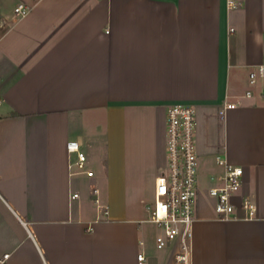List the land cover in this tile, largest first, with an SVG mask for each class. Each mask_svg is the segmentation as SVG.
<instances>
[{"label":"crops","instance_id":"1","mask_svg":"<svg viewBox=\"0 0 264 264\" xmlns=\"http://www.w3.org/2000/svg\"><path fill=\"white\" fill-rule=\"evenodd\" d=\"M236 2L0 0L3 264H170L145 196L160 173L159 118L164 127L174 102L196 108L199 169L212 160L222 174V152L243 167L240 196L257 209L219 219L201 210L200 193L192 264H264V76L248 81L264 63V0ZM102 114L106 133L90 123ZM71 140L94 172L78 170L79 184ZM101 177L104 215L92 193Z\"/></svg>","mask_w":264,"mask_h":264},{"label":"built area","instance_id":"2","mask_svg":"<svg viewBox=\"0 0 264 264\" xmlns=\"http://www.w3.org/2000/svg\"><path fill=\"white\" fill-rule=\"evenodd\" d=\"M239 5L236 0H228L229 7ZM30 10L25 3L15 6L17 16H24ZM264 76V63L254 65L249 71V84L254 85L257 79ZM247 96L251 90H247ZM225 108L236 107L235 102H225ZM197 111L194 105L185 102H174L166 111V146L168 167L160 172L155 180L154 206L150 210L148 220L155 223L160 231L156 236V247L164 249L171 247L170 264H192L191 241L197 204L201 193L198 164L199 153L196 143ZM69 152L76 155L73 164L84 170L88 176H93L92 170L86 169L87 154L82 150L77 140L67 143ZM216 162L223 166L224 172L216 177L217 182L207 190V195L213 199L216 218L253 219L256 216V205L247 196H240L244 170L240 165L229 162L222 152L216 154ZM211 179H215L211 176ZM92 193L97 206L105 214L107 205L101 203L99 188L93 187ZM74 192L72 197H78ZM10 256L9 252L0 255V264ZM142 263L146 260L144 252L138 254Z\"/></svg>","mask_w":264,"mask_h":264},{"label":"rangeland","instance_id":"3","mask_svg":"<svg viewBox=\"0 0 264 264\" xmlns=\"http://www.w3.org/2000/svg\"><path fill=\"white\" fill-rule=\"evenodd\" d=\"M167 111V110H166ZM92 120L95 122L96 121H99L101 124H102V130H103V133H106V123H105V116L104 114H102L101 116L97 117V118H90V123L92 122ZM159 146H158V149H159V156H158V165H159V169H160V172H163L165 171V169L168 167V157H167V146H166V124L164 125V127L162 126L161 124V120L159 118ZM92 128H93V125L89 126V131L92 132ZM95 129V128H93ZM101 130V131H102ZM94 137V136H93ZM205 165L207 164V162L204 163ZM215 164L212 162L211 160V163L209 164V166H204V168L201 170L199 169V164H198V173L200 172L201 174V185H202V188H201V195H200V203H199V206L201 208L202 211H212V199L207 195V193H205V190L208 189L211 185H213L215 182H217V179H216V171H215V167L214 166ZM95 167H97V165H95ZM97 169V168H95ZM78 168H76V172L73 173V180L75 183H78L79 184V178L81 176L80 172H78ZM208 171V174L209 175L207 177V175L205 173H207ZM211 175H214L215 179H211L210 176ZM87 178V177H86ZM84 180V178H83ZM108 179L106 177H101V180H100V183H98V187H99V197L100 199H103L104 195L107 194V187L109 185L108 183ZM117 182V181H116ZM120 184V182H117L116 184ZM74 184V183H73ZM145 205L146 207L149 209V212H151L150 210L153 208L154 206V194H153V189L151 191V186H150V189L148 188L147 192H146V196H145ZM101 203L103 204V201H101ZM212 209V210H211ZM105 213L103 212L102 215H104ZM150 215V213H149ZM155 223H150V227L151 228H155L156 225H154ZM157 228V227H156Z\"/></svg>","mask_w":264,"mask_h":264}]
</instances>
